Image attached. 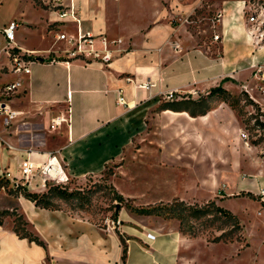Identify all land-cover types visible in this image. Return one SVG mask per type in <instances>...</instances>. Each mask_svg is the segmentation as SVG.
Returning a JSON list of instances; mask_svg holds the SVG:
<instances>
[{
	"label": "crops",
	"instance_id": "obj_1",
	"mask_svg": "<svg viewBox=\"0 0 264 264\" xmlns=\"http://www.w3.org/2000/svg\"><path fill=\"white\" fill-rule=\"evenodd\" d=\"M198 1L150 0L149 10L141 1V20L133 21L130 16L126 20L121 12L122 0H80L85 31L124 40L125 52L118 53L106 66L63 54L66 45L55 41L59 17L45 3L0 0V31L21 12L24 23H19L15 45L17 52L25 57L28 54L27 58L34 61L30 74H16L11 70L10 56L0 51V104L5 103L18 113L9 127L4 126V117L0 116V174L20 178L27 159L44 164L53 154L70 180L100 176L145 132H150L152 144L165 147L171 145L169 142L179 129L192 130V134L177 142L187 147L184 152L173 156V150L166 147L145 160L149 162L150 195L142 197L121 190L122 194L152 204L174 199L190 201L184 195L191 188H205L204 175L200 173L202 163L214 158L220 175L227 170L223 163H230V171L241 166L244 157L238 156V147H228L240 141L238 135L232 140L214 134L213 139L222 147L196 153V147L210 140H201L195 132L200 134L219 124L220 118L214 115L229 106L216 101L205 117L195 106L199 111L193 117L189 115L193 108L185 102L207 99L218 87L231 95L246 88L264 112V96L255 98V89L250 90L260 84L257 71L264 69V42L253 36L255 31L244 14L246 4L239 0L221 4L223 16L217 32L220 40L207 38L201 29L183 23L196 12ZM34 40L38 43L34 44ZM45 42L49 46L45 47ZM173 42L180 44V50L173 49ZM0 43L5 44L1 33ZM10 83H18L19 87L5 96L2 89ZM120 97L125 105L120 104ZM167 103L179 108H163ZM58 117L62 122L52 127ZM234 121L238 128L236 117ZM159 129L160 137H154ZM231 129L235 131L233 126ZM245 152H249L248 147ZM179 158L200 167L197 178H172ZM263 164L252 158L244 166L257 178L263 171L254 169ZM208 180L212 187L214 178ZM28 189L46 191L40 179L32 181ZM0 194V213H18L25 231L39 240L18 235L11 215L0 217V264H204L190 249L195 240L180 232L164 233L156 226L131 224L107 228L63 209L37 207L22 195L4 191Z\"/></svg>",
	"mask_w": 264,
	"mask_h": 264
},
{
	"label": "rangeland",
	"instance_id": "obj_2",
	"mask_svg": "<svg viewBox=\"0 0 264 264\" xmlns=\"http://www.w3.org/2000/svg\"><path fill=\"white\" fill-rule=\"evenodd\" d=\"M36 1L38 4L43 5L48 0ZM141 1L145 3L144 8L149 10L150 0H122L119 7L124 17L127 16L126 20H128L129 16L130 20H141V17L139 16L142 11ZM183 1L186 3H192L197 0ZM225 1L235 0L198 1L199 7L189 18L192 22L190 26L201 29L202 33L207 38H211L219 31V25L221 24H217V26L214 27L212 20H214L217 14L222 11L221 4ZM239 1L246 4L244 14L248 20L251 16V12L249 11L251 6H255L258 9L264 5V0ZM20 14L21 12L16 14L17 17L14 21L17 23L23 22ZM263 20L264 19L261 18L258 23L252 24L251 26L252 30L255 31L253 36L256 40H260L261 43L264 42ZM110 26L111 29L114 30L115 26L113 23L110 22ZM18 29L16 31L17 37L19 35ZM21 31L22 28L20 32ZM22 37L24 36L22 35ZM32 42L34 44L38 43L36 40ZM43 45L45 47L49 46L47 42L43 43ZM261 71H264V69ZM260 84L257 83L250 89L251 91L255 89V92H252V95H254L255 98L258 95H263L261 93V87L264 86V84L261 81ZM225 99L227 101L226 104L229 107L220 110L214 115V117L220 118L218 121L219 124L208 127L204 131L200 132V134H198L197 131L195 132V135L201 140L205 138L210 140L209 142L205 141L203 146L196 147V153H200L204 148L217 149L222 147L217 139H213L214 134L216 136L220 134L221 136L230 137L232 140L238 135L241 138L240 141L233 143V146L228 145V147H238V156L244 157V159L241 160L242 165L238 166L236 170L230 171V163H223L221 165H224L227 170L220 175V172L217 169L219 163L214 162V158H212L213 160L207 161V163H202L200 165L202 167L200 173L204 175L203 181L205 182V188H200L199 191L191 188V190H189L190 192L185 194L184 197L195 201H185V203L191 206H203L208 202L214 201L218 206L230 211L240 225V230L237 234H235V236H233V239L220 242L213 241L216 236H219L224 232L219 230V228H223L224 225L222 223L223 220H215L212 215L201 221L193 220L186 222L185 220L182 224L180 218L173 216L174 213L179 215L182 207L177 209L173 214L163 212V214L156 213L152 215H145L142 213V209H147L151 205L155 206L162 203L152 204L145 200L142 201L134 197L125 196L121 192V190H123L125 193H136L138 195H143L142 197H147L148 194L150 195L148 186L150 177L149 162L145 160L149 159L151 153L163 152L166 147H170L169 149L173 150V156L184 152V149L187 147L182 144L178 145L177 142H181L180 138L188 137L189 134H192V130L189 131L188 129H179L178 134L174 136L172 135L176 141L172 138L171 142H169L171 145L169 144L165 147L157 146L155 142L152 144L150 132H145L139 138L135 139L133 143L124 151V156L120 160L107 166L102 175L88 176L81 180L71 179L68 184L63 185L70 191H74L76 189L87 191L92 188L94 193L91 194L90 204H86L83 208H80L76 205V201L71 200L57 201L56 205L60 209L66 210L74 216L87 218L100 225H105V220L107 218H111L121 221L118 228L125 224H131L145 225L149 227L156 226L164 233L173 231L180 232L189 239L195 240L190 246V249L201 258L204 264H264V194L262 195L260 193V187L258 186L260 182L264 183V112L262 108L252 99L246 88H243V91L239 94L231 95L230 97H225L223 95L215 96L213 101H206V99H203L201 100L202 102L200 101L202 106H199L198 109L203 112L205 108H209L210 105L214 104L216 101ZM187 106L193 108V110L189 112V115L194 117L199 110H196L194 108L195 105L193 104ZM206 115L207 113H203L200 116L205 117ZM235 117L237 119L238 128L234 127ZM232 126L235 131L231 129ZM239 129H242L243 132L240 133ZM156 132L157 135L155 133L154 137L158 135V137H160V129ZM243 134L248 136L247 142H245ZM245 147H248L251 154L249 152H245ZM198 149H200V151H198ZM250 155L253 156V159L256 158L261 160L263 164L262 167L260 166L257 169H254L256 172H258L259 169H262L263 171V173L257 178H255V175L248 171L244 166L245 162H252V158H249ZM135 156L140 158H135ZM179 159L180 161L173 168L171 173L172 178H174L175 181H181L182 178L184 180H187L188 178H197V169L200 167H198L196 163L193 165L192 163L181 160V158ZM213 173L216 175L212 176ZM209 178H214L215 180V184L212 185V187L209 186ZM100 185H103L102 191L98 188ZM111 186L124 197L121 202H112L114 191ZM26 188H28V186ZM1 192L3 191L0 190V193ZM4 192L9 193L8 187ZM116 205H119L118 207L121 209L117 218H115ZM3 213L4 215H2ZM3 213H0V217L7 216L5 213L11 215L16 214L17 217L19 216L16 212L5 211ZM12 217L14 219L17 218L15 216ZM227 229V231H229L230 228Z\"/></svg>",
	"mask_w": 264,
	"mask_h": 264
},
{
	"label": "built area",
	"instance_id": "obj_3",
	"mask_svg": "<svg viewBox=\"0 0 264 264\" xmlns=\"http://www.w3.org/2000/svg\"><path fill=\"white\" fill-rule=\"evenodd\" d=\"M200 1L202 2L204 0ZM45 4L59 17V20L56 21L58 28L55 31V41L56 43H64L66 45V48L62 50L65 56L108 66L114 61L118 53L125 52V50H122L124 44L122 38L110 39L105 34L96 35L83 29L80 0H48ZM249 11L251 12V16L249 17L251 24L258 23L261 18L264 19V5L258 9L255 6H251ZM222 16V11H220L216 18L212 20L214 27L221 23ZM183 23L191 24L192 22L189 19H185ZM262 23L264 24V20ZM18 28L19 23L12 21L0 31L5 39L4 45L0 43V51H4L10 56L12 72L16 74H30L31 65L34 61L27 58L29 57L28 54L25 57L17 52L15 45L16 31ZM213 39L214 41L220 40V35L215 33ZM180 48V44L173 42L174 50L177 51ZM257 74H259L258 80L264 84V71H257ZM147 86L145 85V87ZM18 87V83L7 84L2 89V93L5 96L12 95L17 91ZM261 90V93L264 95V86L261 87ZM119 102L123 105L126 104L123 97H120ZM0 116L4 117V126L9 127L12 121L18 116V113L13 111L5 103H1ZM61 122L62 119L60 117L54 119L52 121V127L59 126ZM243 138L247 142L248 136L243 134ZM36 179H40L42 186L46 189L48 184L63 186L70 182L58 158L53 154H49V159L44 164H35L27 159L22 165L20 178L11 177L10 173L0 174V180H5L7 183L1 185L0 190L6 191L7 187L8 189H15L19 186L27 187ZM36 186L39 187L40 185L38 184ZM258 186L260 187V193L263 195L264 183L260 182ZM104 224L107 228L117 229L121 221L107 218Z\"/></svg>",
	"mask_w": 264,
	"mask_h": 264
},
{
	"label": "trees",
	"instance_id": "obj_4",
	"mask_svg": "<svg viewBox=\"0 0 264 264\" xmlns=\"http://www.w3.org/2000/svg\"><path fill=\"white\" fill-rule=\"evenodd\" d=\"M227 96L230 97L231 94L223 89L222 87H218L213 89L209 97L206 99V101H213V98L215 96ZM202 102V101H201ZM201 102H194V101H187L186 104H193L195 106H202ZM221 102L227 103L226 99L221 100ZM211 104V103H210ZM166 109H177L179 107H176L175 104L167 103L162 106ZM189 107V106H187ZM186 107V108H187ZM211 107V105H210ZM205 108L204 114L207 113V111L210 109ZM3 184H7L5 180H0V186ZM103 185H100L98 188L100 191H102ZM106 186V185H105ZM111 188L114 191V197L112 199V202H121L123 200V196L114 189V187L111 186ZM94 193V191L91 189L84 191L80 189H76L74 191H70L65 186H59L54 184H48L47 189L43 193H36L28 190L26 187H18L16 189H9V194L13 196L22 195L24 198L32 201L35 203L37 207L43 208V209H49V210H62L57 205V201H76L77 206L80 208H83L86 204L91 203V194ZM120 204V203H119ZM119 205L115 206L116 213L115 218H117L118 213L120 212ZM182 207V210H180L179 215L175 214L174 212L177 209H180ZM163 212H168V214H173V216L178 217L181 219V224L186 220V222L189 221H201L206 219L207 217H210L211 215L214 217L215 220H223V228L220 227L219 230L224 231L221 235L216 236L214 238V242H220V241H229L233 239V236L237 234L240 230V225L237 219L230 213V211L218 206L216 202L211 201L203 206L199 205H188L185 203V201L174 199L171 203L167 204H159L155 206H150L147 209H142V213L145 215H152V214H163ZM188 212V213H187ZM7 215H11L8 213H5ZM184 214V215H183ZM4 215V213L2 214ZM17 217L16 214L11 215ZM214 220V221H215ZM24 221L21 216H18L15 218V232L23 237H27L32 241L39 242V240L36 237H33V235L29 234L25 231L24 228ZM230 228L229 231H227ZM196 235V234H195ZM126 253V251H125Z\"/></svg>",
	"mask_w": 264,
	"mask_h": 264
}]
</instances>
